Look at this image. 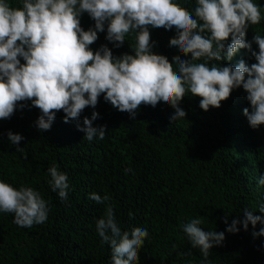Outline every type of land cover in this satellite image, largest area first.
Instances as JSON below:
<instances>
[{"label": "trees", "instance_id": "obj_1", "mask_svg": "<svg viewBox=\"0 0 264 264\" xmlns=\"http://www.w3.org/2000/svg\"><path fill=\"white\" fill-rule=\"evenodd\" d=\"M7 2L22 6V0ZM174 2L194 15L197 0ZM253 2L260 6L262 18L249 24L245 39L258 52L252 38L264 37V0ZM80 23L88 30L95 21L85 12ZM149 31L153 52L170 62L175 55L190 58L191 54L185 57L169 46L175 28L149 26ZM106 34L105 26L90 45L94 51L107 45L116 57L134 54L135 32L127 34L119 48ZM241 59L248 65L256 63L248 49H240L231 61L210 63L235 66ZM246 97L241 86L219 108L204 111L201 98L189 92L179 104L186 117L171 121L175 109L163 101L155 107L142 104L133 118L102 94L95 108L86 107L78 120L65 123V113L57 112L46 131L35 123L40 110L31 101L24 102L9 119H0V181L37 190L49 212L44 223L28 228L14 222V213L0 211V264H112L111 247L96 229L109 204L122 231L148 230L138 264H201L200 249L192 247L182 227L192 219H200L204 231L225 232L222 243L210 249V264H264V236L252 235L264 225L257 223L254 229L249 223L244 230L238 224L239 231L229 233L224 222L225 217L228 224L242 221L244 209L264 216L258 210L264 203V185L258 184L264 175V124L255 129L249 125L243 114L245 107L250 108ZM93 111L99 113L93 126H106V133L103 139L89 141L80 129ZM9 131L24 137L19 144L23 152L8 139ZM53 165L68 177L67 199H61L49 183L47 170ZM125 169L131 171L126 174ZM93 192L110 199L97 203L90 198Z\"/></svg>", "mask_w": 264, "mask_h": 264}, {"label": "clouds", "instance_id": "obj_2", "mask_svg": "<svg viewBox=\"0 0 264 264\" xmlns=\"http://www.w3.org/2000/svg\"><path fill=\"white\" fill-rule=\"evenodd\" d=\"M85 12L95 21L88 30L80 23ZM261 18L260 6L253 0H197L194 15L174 0H22L19 7L0 0V119H9L24 102L31 101L40 110L36 126L46 131L57 112L65 113V123L78 120L86 107L95 108L103 94L106 102L133 118L142 104L155 107L163 101L175 109L170 120L177 121L187 115L179 106L187 93L199 96V106L207 111L219 108L233 89L242 86L250 102L243 114L252 128H258L264 124V37L256 34L252 38L258 52L245 37L249 24H258ZM105 26L106 39L117 48L127 34L135 32L134 54L116 57L107 45L94 51L90 45ZM149 26L175 28L169 46L178 48L185 57L191 54L190 58L175 55L173 63L153 52ZM240 49L251 51L256 63L248 65L243 59L235 66L210 63L231 61ZM98 116L93 111L80 129L89 141L105 136L106 126L92 124ZM7 135L17 145L16 151L23 152L19 144L24 137L12 131ZM47 171L52 190L67 199L66 173L55 165ZM129 171L125 169L126 174ZM258 184L264 185V175ZM90 198L97 203L110 199L95 192ZM258 210L264 213V203ZM0 211L14 213L17 225L31 228L47 220L49 208L32 187L17 189L0 181ZM224 222L227 232L236 233L238 224L244 230L249 223L254 229L257 223L264 225V216L244 209L242 221L233 219L228 224L225 217ZM201 223L192 219L182 227L192 247L200 249L204 257L201 264H210V249L222 243L225 232L204 231ZM96 229L102 242L111 247L112 264H138V251L149 235L146 228L122 231L109 204L96 221ZM252 235L264 236V227Z\"/></svg>", "mask_w": 264, "mask_h": 264}]
</instances>
